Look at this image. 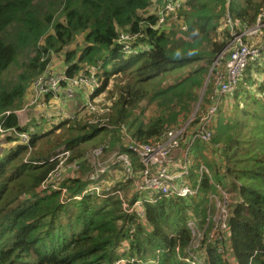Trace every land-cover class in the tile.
Masks as SVG:
<instances>
[{"label":"trees","instance_id":"16d2710c","mask_svg":"<svg viewBox=\"0 0 264 264\" xmlns=\"http://www.w3.org/2000/svg\"><path fill=\"white\" fill-rule=\"evenodd\" d=\"M159 4L164 0H0V126L30 135L26 144L8 134L9 146L0 153V264H113L124 254L136 258L127 264H187L176 247L183 250L190 241L189 210L202 220L206 217L207 194L214 190L209 177L195 197L145 203L144 220L127 214L116 195L74 198L88 186L87 162L79 176L65 178L57 188L41 189L57 166L50 158L62 145L83 157L86 154L75 147L100 133L108 137L113 127L112 133L119 132L127 124L133 136L148 141L192 114L210 65L232 37L226 28L218 33L226 12L241 26L256 24L264 12V0H182L179 16L186 29L156 30L151 25L157 17L143 14ZM121 31H142L134 47L146 43L149 49L127 55L117 43ZM53 54L64 56L70 77L83 70L89 74L86 67H99L102 84L93 98L107 90L111 77L121 75L112 111L104 116L108 122L70 123V118H63L50 130L34 123L21 125L17 111ZM263 55L248 65L229 95L234 100L229 109L220 107L211 142L196 143L220 156L219 165L206 162L213 179L239 192L241 201L230 220L238 264H264V100L249 89L256 82L253 70L264 73ZM189 65L177 82L160 88L156 86L162 80L153 83L160 74ZM208 87L204 101H209ZM260 89L264 95V84ZM145 98L157 102L156 115L147 123L138 117L129 123ZM63 127L64 140L47 138ZM108 139L112 137L103 142ZM44 142L48 146L37 149ZM126 240L131 250L123 254L120 247ZM208 261L226 264L210 245Z\"/></svg>","mask_w":264,"mask_h":264},{"label":"built area","instance_id":"2783aa9c","mask_svg":"<svg viewBox=\"0 0 264 264\" xmlns=\"http://www.w3.org/2000/svg\"><path fill=\"white\" fill-rule=\"evenodd\" d=\"M181 6L182 0H164L163 5L150 7L143 16L155 15L157 17V22L151 25L156 30L168 29L164 26L173 17L175 18L173 23L181 22V28L186 29L179 16ZM221 27L228 29L232 37L212 62L208 78V82L211 83V91L209 96L207 95L209 101L202 112L199 114L194 112L186 123L167 128L159 136L148 141L138 140L129 133L126 124L122 125L118 132L122 143L118 144V149L111 148L110 139L96 146L83 157H76L72 150L62 147L52 154L50 161H57V166L41 189L57 188L60 185L62 181L57 177L60 175L59 166L64 162L69 171L75 172L74 176L81 174L82 165L87 162L90 167L85 177L88 186L81 195H76L74 198L80 199L85 194H96L100 197L116 195L121 200L123 210L127 214H135L144 220L145 203H155L163 197H195L202 188L204 178L209 177L214 190L207 194L206 217L202 220L193 211H189L187 226L191 232V238L185 249L182 250L178 245L176 251L179 258L187 264H209L208 246L210 245L217 249L226 264H238L232 246L230 220L235 207L241 201L239 192L229 190L226 185L214 180L210 167L202 162L198 164L201 160H196L193 148L197 142L208 144L211 142L215 132L216 117L223 100L235 92L248 65L262 57L264 45L255 46L253 38L249 36L263 31L264 12L259 16L256 24L241 26L240 22L234 20L228 11L222 19ZM141 30H143L142 23ZM141 32H120L117 43L122 46L124 53L130 55L149 49L146 43H141L139 48L134 47V42L139 40ZM49 67L50 64L32 82L30 87L32 102L30 104H35L39 99L48 98L62 105L67 100L75 98L79 90H83L85 98L77 115L88 114L92 117L88 120L91 124H105L103 121L106 119L108 122L109 118L104 117L108 113L104 114L106 110L97 105V99L102 95L93 98V94L102 84L98 76L99 67H86L89 74L80 73L74 77L67 74L66 63L58 72L51 71ZM72 115L76 116L68 114L62 108L53 114L55 118L60 119H72L74 118ZM30 121L31 119L26 117L22 122L20 120V123L26 125ZM30 130L34 128L30 127ZM0 134L17 136L19 141L26 144L30 142L28 132L19 133L17 130H5L0 126ZM196 162L198 164L195 170L196 178L192 179ZM119 166L121 175L117 173L113 175L114 168L117 170L116 167ZM53 178L56 179L55 182H52ZM130 181L129 186L134 193L131 203L128 200L131 198L124 193L123 189ZM234 195L237 196L235 199ZM134 230L133 227L131 232ZM130 248L126 240L120 247V251L123 254L129 253ZM135 261L134 256L124 254L113 264H127Z\"/></svg>","mask_w":264,"mask_h":264},{"label":"rangeland","instance_id":"374dc122","mask_svg":"<svg viewBox=\"0 0 264 264\" xmlns=\"http://www.w3.org/2000/svg\"><path fill=\"white\" fill-rule=\"evenodd\" d=\"M174 20H175L174 17L172 19L170 18V21L164 27H167L169 30H172V29L176 30V29H178L177 27H181V22L179 23L178 21H176L177 22V24H176V23H173ZM174 24H176V25H174ZM222 28L223 27L218 29V33L222 34V31H224V30H222ZM221 38H222V36L218 37V40H221ZM249 38H253L252 41H253L255 46H263L264 45V29L260 33H257L255 35H250ZM72 47L73 48L74 47H78L77 43L73 44ZM55 58H61V57H55ZM62 60H63V64L62 65H61L60 61L55 60L54 63H52L53 67H55L56 69L60 70L61 67L65 64L64 56H62ZM56 62H58V64H56ZM194 66H197V65H194ZM191 67L192 66L189 65V66H186V67L184 66L181 69L168 70L163 75L160 74L159 77L154 78L153 79V83L154 82L157 83V81L162 80L161 82H159V85H157L156 88L168 86V85H170L172 83L177 82L178 79L182 78L186 74V72H188L191 69ZM210 68H211V65H210ZM16 69H17V67H14L13 71H15ZM49 69L51 71H53V72H58L59 71V70H53L51 68V66L49 67ZM84 72H85V70L82 71V73H84ZM252 75L256 78L255 79L256 82L252 86H249V89L251 90L252 94H254L257 98H261L262 100H264V95H263V93H262V91L260 89V86L262 84H264V73H259V72H256V71L253 70ZM119 76H121V75H115V76L111 77L109 87L107 88V90L104 93L101 94L102 96H100L97 99L98 100V103H97L98 107L106 110V112L104 114L110 113L112 111V105H113V103L116 100L115 97L117 96L116 95V91H115V89H116L115 88V84H117V82H118L117 79L119 78ZM208 78H209V74L206 77V81L207 82L209 81ZM206 81L204 83H206ZM206 89H207V87H206ZM153 90H154V88L151 91L152 93H153ZM113 91H115V93H113ZM210 91H211V83H209L208 91L206 93V98H207V95L210 93ZM205 92H206V90H205ZM201 93H203V89H200V94ZM83 98H85L84 92H83ZM31 100H32V90L30 88V90L28 92V97L25 100V103H24V106H23L22 110L20 109V111H18L21 122L26 117H29L31 119V121L29 123H27L26 126H32V124L34 123V124L38 125L39 129L43 128L44 130H48V129L50 130L51 128L56 127L60 123V121H61L60 118H55V116H53V114L56 113L59 108H62L63 110H66L65 107H64V105L66 103L61 105L58 102H56L55 100H53V99H49L48 100V98H46L45 100L39 99L35 104H30V102H32ZM202 101H203V103L201 102L202 105L201 104L200 105H198V104L195 105V108H194L195 111L193 110L192 114L194 112H197V114L202 112V110L206 106V103L208 102L207 100L204 101L203 99H202ZM233 101L234 100H233L232 96H230V98L227 97L226 99L223 100L222 107H225L226 110L229 109L230 104H232ZM81 108H82V106H81ZM107 109H109V111ZM41 110H46V111H41ZM156 113H157V102L156 101L150 102L148 98H145V99H143L140 102L139 107L134 110L131 118L129 119V123L131 121H133V119L136 118V117H138L140 121H143L144 123H147L152 116L156 115ZM68 114H70V113H68ZM192 114L188 115V117H187V115H185L183 118H181L180 124L186 123L189 120V118L192 116ZM37 115H39V119H35ZM74 115H76V116L72 115V117H74V118L69 119L70 123H74L76 121H80V122H82V124H84L85 122H88L89 118L92 119V117H90L88 114H84V113H81L79 116L77 114H74ZM42 117L45 120L41 119ZM106 120H104L103 122H106ZM113 129H115V127H113L109 131V135L106 138H109V136L112 137L111 146L114 143L113 145H115L116 149H118V144L122 143V141L119 140L118 131L112 133ZM65 132H66V129L63 127L61 129H58L57 131H55V133L51 134V136L47 137V138L48 139L49 138H52V139L53 138H55V139L59 138L60 139L59 141H62V140L65 139V138H63L65 136ZM129 133L131 135H133L132 132H129ZM106 134L107 133H105V132L104 133H100L99 135H97L92 140H87V141L83 142L82 144L78 145L77 147H75V149H80L78 152H82V153L87 155V153L91 152L96 146H98L100 143H102L106 139L105 138ZM7 136H8L7 134H0V153H2L5 149H7L8 148L7 146H9V143L7 141ZM47 138H46V140H47ZM201 144H207L208 145V143H201ZM207 145L199 146L197 144L193 148L194 154L196 155L195 156L196 160L197 159H201V161H199L198 164H200V162L205 163V164H208L206 162H212V163H217V165H219V158H220L219 154L216 153L214 151V149L207 150L206 149ZM42 146L47 147L48 145H46V142L39 143L38 146H37V149L39 147H42ZM64 146L65 145H62L58 149H60V148H62ZM200 147H203V148H200ZM204 149H205V151L207 153L206 155L202 154V151ZM75 151L73 153H75ZM78 152H76L77 155L79 154ZM200 154H202V155L200 156ZM203 156H204V158H203ZM59 168H60V175L58 174L59 177H57V178L60 181H63L65 178H68L69 176L76 175L75 172H73L71 170L69 171V169L66 166L65 162L63 164H61V166H59ZM116 169L117 170H115V168H114L113 175L116 174V173L121 175V167L120 166L116 167ZM55 181H56V179L53 178L52 182H55ZM227 187H228L229 190H232L229 185H227ZM123 189H124V193L131 198V199L127 198L130 201V203H131V200H132V198L134 196V193H132V191H131V187L124 186ZM233 197L235 199L237 196L234 195ZM189 211L192 212V210H189Z\"/></svg>","mask_w":264,"mask_h":264},{"label":"crops","instance_id":"0c3cea01","mask_svg":"<svg viewBox=\"0 0 264 264\" xmlns=\"http://www.w3.org/2000/svg\"><path fill=\"white\" fill-rule=\"evenodd\" d=\"M55 57H61V58H55ZM55 60H58L61 62V65L63 64V60H62V55L61 54H54L51 57V62H50V66L53 70H59L56 69L55 67H53L52 63H54ZM56 64H58V62H56ZM30 88L28 89L29 92ZM28 97V93L26 98ZM229 97V96H228ZM84 101L83 98V90H79L77 95L75 96V98L67 100L64 105L65 107V111L70 113V114H78V112L81 110L80 106L82 105V102ZM41 111H46V110H41ZM34 119V118H33ZM35 119H39V116L37 115ZM41 119H44L43 117ZM45 120V119H44ZM204 153H206V151L204 150ZM207 154V153H206ZM196 156V155H195ZM197 160H201V159H197ZM195 166L197 167V162L195 164ZM194 179V178H192Z\"/></svg>","mask_w":264,"mask_h":264},{"label":"water","instance_id":"95a60500","mask_svg":"<svg viewBox=\"0 0 264 264\" xmlns=\"http://www.w3.org/2000/svg\"><path fill=\"white\" fill-rule=\"evenodd\" d=\"M206 87H207V81H206V83H205V85H204L203 93L201 94V97H200V100H199V102H198V105H200L201 102H202L203 96H204V94H205ZM194 111H195V110H194Z\"/></svg>","mask_w":264,"mask_h":264}]
</instances>
